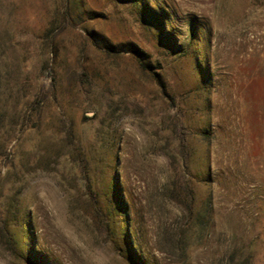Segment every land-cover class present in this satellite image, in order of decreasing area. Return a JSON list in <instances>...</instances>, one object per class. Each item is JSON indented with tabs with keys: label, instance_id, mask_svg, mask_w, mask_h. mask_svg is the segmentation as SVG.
<instances>
[{
	"label": "rangeland",
	"instance_id": "rangeland-1",
	"mask_svg": "<svg viewBox=\"0 0 264 264\" xmlns=\"http://www.w3.org/2000/svg\"><path fill=\"white\" fill-rule=\"evenodd\" d=\"M0 264H264V0H0Z\"/></svg>",
	"mask_w": 264,
	"mask_h": 264
}]
</instances>
